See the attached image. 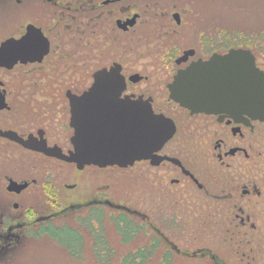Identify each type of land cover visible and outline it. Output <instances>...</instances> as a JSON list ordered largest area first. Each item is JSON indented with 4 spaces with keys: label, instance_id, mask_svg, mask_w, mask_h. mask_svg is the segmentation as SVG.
I'll return each instance as SVG.
<instances>
[{
    "label": "flooded vegetation",
    "instance_id": "1",
    "mask_svg": "<svg viewBox=\"0 0 264 264\" xmlns=\"http://www.w3.org/2000/svg\"><path fill=\"white\" fill-rule=\"evenodd\" d=\"M20 1L22 0H15V6H20ZM47 1L55 3V0ZM139 3L140 0H88V4L83 8L79 6L73 8L70 19L64 21L61 20L62 16L55 15L57 11L63 9L59 4H49L46 16L35 22L19 17L18 12L27 11V8L9 9L10 20L0 21V49L7 42L5 61H0V157L4 162H10L11 158L17 155L36 157L56 163L69 172L70 170L84 172L87 169L94 172H105L110 169L123 171L139 163L148 164L153 168L167 166L165 175H171L169 184L185 185V190L199 198L200 192L207 190V182L214 181L215 174L209 169L211 166L201 164L209 169V174L205 175L206 179L203 180L192 165L186 163L184 155L189 153L188 151L195 150L194 147L202 151L212 140V152L220 164L228 167L230 164L227 160L237 156L250 159L253 138L263 129L264 121L253 120L248 115L234 118L225 113L192 112L172 99L169 89L174 77L191 64L207 61L214 55L225 54L230 49L238 48L231 45L226 50L221 49L224 44L236 42L235 27L227 30L228 32L225 31L227 28L222 26L217 8L208 11L207 8H185L181 3L146 6H140ZM109 6L113 8H108ZM30 25L39 29L44 37L25 38L28 36ZM142 42L171 45L168 52L163 51L160 55L159 60L162 63L159 64L166 69L167 79L162 88H156L157 91L150 92L149 88L141 86L143 82L148 81V74L138 70L128 72L124 63L119 60L93 69L98 65L93 63L94 45L108 44L107 51L112 49L119 54L118 48L123 44ZM243 49L252 51L256 65L262 69L254 51L250 48ZM30 51H35L33 57ZM103 60L105 58L99 62ZM77 69L80 70L79 73ZM103 71H113V76H122L125 84L122 86L95 84V75ZM112 78L116 81V77ZM25 82L32 83V94L20 97V88L26 85ZM27 85L24 92L28 91ZM151 111L154 114H163L175 124L174 134L154 153L175 159L174 162L169 159L158 161L156 158L154 162L158 163H152L150 158L136 160L132 165L125 167L89 163L79 168L76 162L65 159L78 155L100 154L105 139L115 135L120 138L131 136L137 138L140 133L141 116L151 118ZM261 133L263 135L262 131ZM6 165H9L8 168L11 167L10 163ZM245 169L244 179H247L252 169L249 165H246ZM172 173L177 176H173ZM239 177L243 180L242 175ZM36 178L30 179L28 176L16 178L12 176L11 170L5 171L0 177V180L5 181V191L2 194L7 195L0 197V213L3 215L2 218L0 215V219L3 220L0 222V252L14 250L12 249L14 247L20 248L19 243L30 233L34 237H51L63 242L64 244L60 243L59 246L67 254L68 260L65 264H112L107 258L113 249L109 250L106 244L108 240L106 241L104 226L108 216L102 209L103 201L100 196L66 206L70 207L73 204L85 207V214L77 218L75 227L65 224L55 226V223L48 221L49 218L41 217L30 208H23L22 203L11 202L28 191L33 183H37ZM12 182L26 186L17 191L10 190L8 187ZM38 185L43 187L40 186L44 192L49 189L50 193L57 194L58 181H40ZM75 185L65 184L68 189H73ZM167 193L168 197L165 194L161 195L166 202L159 201L160 199L153 200V213L150 214L151 219L157 222L153 223L158 226L154 232L162 237L167 234L179 235L182 232L179 226L188 219L186 214L178 212V208L173 207L170 203L172 194ZM262 193L257 184H253L251 188L243 186L241 189L242 196H261ZM10 203L13 212H19L15 219L9 210ZM53 203L57 202L54 200ZM251 207L250 205L249 208ZM69 210L72 209L65 208L62 211L68 213ZM225 210L216 214L218 218L220 217L216 218L220 222L228 216L224 223L226 222L229 227L225 229L227 226L221 224L223 232H236L231 224L234 223L235 216L239 218L241 228L251 221L250 215L244 214L242 206L232 216V212ZM29 216L32 218L31 225L35 224L36 227L29 226ZM250 225L249 231L254 230L255 224L251 222ZM81 227L90 233L91 245L81 244L83 240ZM15 231L17 232L13 233ZM116 231L122 235L123 242L131 239L125 238L123 230L116 228ZM140 231L141 227L132 236L135 237ZM63 233L71 234L74 243L70 242L71 239L62 241L60 236ZM169 242L170 244L167 242L162 244L157 235L149 234V244L123 251L121 256L116 255L115 257H119L117 263L175 264L176 261L169 255L175 253L174 245L172 241ZM180 251L186 252L183 249ZM157 253H160L158 258ZM0 262L5 261L0 259ZM214 262L227 264L224 257L215 254Z\"/></svg>",
    "mask_w": 264,
    "mask_h": 264
},
{
    "label": "rangeland",
    "instance_id": "2",
    "mask_svg": "<svg viewBox=\"0 0 264 264\" xmlns=\"http://www.w3.org/2000/svg\"><path fill=\"white\" fill-rule=\"evenodd\" d=\"M14 1L0 0V21L10 20L8 19L10 8H27V11L20 10L18 12L19 17L34 22L40 21L43 19L42 16H46L49 4L61 5L63 9L57 11L55 15L62 16L61 20L64 21L70 19L73 8H78L76 6L83 8L88 4V0H55V3L47 0H22L19 2L20 6H15ZM169 3H181L185 8H207L208 11L217 8L220 22L223 27L227 28L225 31L228 32L227 30L235 27L236 36H243L247 39L246 41L243 40L242 45L251 44L254 53L257 55L258 64L264 69V0H140L138 5H167ZM177 7L179 8V5ZM108 8H113V6ZM231 45L224 44L221 49L226 50ZM170 46L144 42L123 44L121 48H118V54L112 49L107 51L108 44L94 45L93 63H98V65L94 66L93 69L107 65L113 60H119L124 63L128 72L138 70L148 74V81L143 82L141 86L149 88L152 92L158 87L162 88L167 79L166 69L159 64L162 63L159 59L163 51H169ZM166 47L168 48L166 49ZM104 58L105 60L99 62ZM77 72L79 73L80 70L77 69ZM24 84H28V91L24 92L26 85L21 87L20 97L32 94V83L25 82ZM261 131L253 138L250 159L243 156L229 158L227 162L230 166L228 167L225 164H220L215 153L212 152V140L211 143L205 145L206 147L202 151L194 147L195 150H190L184 155L186 163L192 165L203 177V180L206 179L205 175L209 174V169L215 174L214 183L208 181L207 190L200 192L199 198L185 190V185H170L169 177L171 175H165L167 166L153 168L145 163H139L123 171L110 169L105 172H94L87 169L84 172L75 170L69 172L51 161L17 155L12 157L10 162H4L3 158L0 157V177L7 170H11L12 176L16 178L22 176H28L30 179L37 177V183H33L28 191L11 202L22 203L23 208H30L41 217L49 218L48 221L55 223V226L65 224L75 227L77 218L85 214V207L73 204L70 207L66 206H69L70 203L78 204L88 198L100 196L103 201L102 209L108 216L104 226L106 241L108 240L106 244L109 250L113 249L107 258L108 261H112V264H118L119 257L115 256H121L123 251L149 244V234L151 236L157 235L162 240V244L165 242L170 244L169 241L173 242L175 253L172 252L169 255L174 258L175 264H215L214 254L221 258L224 257L227 264H264V126ZM8 163L11 166L9 168V165H6ZM201 164L211 167L206 169ZM246 165L251 167L252 173L249 174L250 177L244 179ZM21 168L23 171H20ZM172 175L177 176L173 173ZM240 175H242L243 180L240 179ZM40 181H58L57 194L50 193L49 189L44 192L41 189L42 186L38 185ZM68 183H75L76 185L73 189H68L65 186ZM4 184V179L0 180V197L7 196L2 194L5 191ZM253 184L260 186L263 191L262 195L242 196V187L251 188ZM167 192L172 194L170 203L173 207L178 208V212L186 214L188 219H185L182 226H179L182 229L179 235L170 236L167 234V237H162L159 233L154 232L158 226H155L153 222H157L155 219H151L150 214L153 213V200L160 199L159 201L166 202L167 200H163L161 195L165 194L168 197ZM102 195L103 197H101ZM225 196L229 197L226 198ZM54 200L57 203L52 204ZM250 205L251 208H249ZM9 206L10 209L9 207L8 209L11 211L13 219L17 218L19 212H13L11 203ZM240 206L243 207L244 214L250 215V223L255 224V229L249 231L250 223L241 228L239 218L235 216V218L233 217L234 223L231 224H233L232 228L236 232H223L221 224L227 226L225 229L229 227L226 222L224 223L228 216L221 219L220 222L217 220L220 217L218 218L216 214L221 211L225 212L227 209V211L232 212V216L239 211ZM65 208L72 210L66 214L62 211ZM10 211L8 215L11 214ZM58 213L64 214L59 215ZM120 214H130L132 222L141 227V231L135 237L131 235V239H127V242H123V237L116 231L114 224V219L118 218ZM0 215L2 218V213ZM31 220L32 218L29 216V226L36 227L35 224L31 225ZM0 222L3 220L0 219ZM80 230L83 236L81 244L91 245L90 233L82 227ZM161 233L163 232L161 231ZM223 234L225 235L222 236ZM60 237L63 239L62 241H70L71 239L70 242L74 243L71 234L63 233ZM55 239L34 237L29 233L28 237L19 243L20 248L14 247L12 248L14 250H2L0 252L1 261H5L0 262V264H65L68 260L67 254L59 246L60 243H64ZM180 249L186 252L181 253ZM159 256L160 253H157V258Z\"/></svg>",
    "mask_w": 264,
    "mask_h": 264
},
{
    "label": "water",
    "instance_id": "3",
    "mask_svg": "<svg viewBox=\"0 0 264 264\" xmlns=\"http://www.w3.org/2000/svg\"><path fill=\"white\" fill-rule=\"evenodd\" d=\"M42 36L39 29L29 26L28 36ZM31 43V39H29ZM7 42L0 49V61H5ZM35 51H30L34 55ZM104 72V73H103ZM98 72L95 84L124 85V78L112 72ZM115 80L113 81L114 78ZM170 97L192 112L225 113L236 118L248 115L253 120L264 121V70L256 65L255 55L249 49L233 48L225 54H217L207 61H198L180 71L169 84ZM151 118L141 116L140 133L137 138L109 137L105 139L100 154L66 157L78 167L94 163L100 166L118 165L125 167L136 160L150 159L152 163L175 159L154 154L174 134V122L163 114ZM26 184L12 182L10 190H19Z\"/></svg>",
    "mask_w": 264,
    "mask_h": 264
},
{
    "label": "trees",
    "instance_id": "4",
    "mask_svg": "<svg viewBox=\"0 0 264 264\" xmlns=\"http://www.w3.org/2000/svg\"><path fill=\"white\" fill-rule=\"evenodd\" d=\"M229 37V36H228ZM245 39V37L240 36L237 37L236 36V42L232 45L236 46V47H245L248 46L247 48L252 49L251 44H247V45H242L244 42L243 40ZM247 39H245L246 41ZM228 41V39H227ZM233 42V40H231ZM229 41V42H231ZM238 41V42H237ZM255 41V40H254ZM228 42V43H229ZM243 42V43H242ZM249 43V41H248ZM253 50V49H252ZM114 224L115 227L119 230H123L125 235V238L127 239L128 237H131L132 234H134V232H136V230H139L140 227L138 225H136L134 222H132L130 217H127L125 214H120V216L118 218L114 219ZM80 239V238H79Z\"/></svg>",
    "mask_w": 264,
    "mask_h": 264
}]
</instances>
